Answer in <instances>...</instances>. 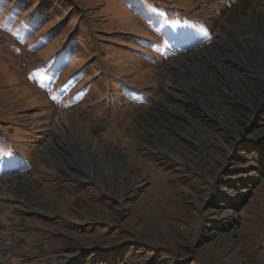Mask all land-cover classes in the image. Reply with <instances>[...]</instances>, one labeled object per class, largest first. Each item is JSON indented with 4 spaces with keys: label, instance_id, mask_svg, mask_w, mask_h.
<instances>
[{
    "label": "rangeland",
    "instance_id": "obj_1",
    "mask_svg": "<svg viewBox=\"0 0 264 264\" xmlns=\"http://www.w3.org/2000/svg\"><path fill=\"white\" fill-rule=\"evenodd\" d=\"M238 1L0 0V264H264ZM60 111L122 168L84 172Z\"/></svg>",
    "mask_w": 264,
    "mask_h": 264
},
{
    "label": "bare ground",
    "instance_id": "obj_2",
    "mask_svg": "<svg viewBox=\"0 0 264 264\" xmlns=\"http://www.w3.org/2000/svg\"><path fill=\"white\" fill-rule=\"evenodd\" d=\"M223 26L229 31L231 36V40L224 38V41L227 44L232 41L235 46L233 53L237 55V58L236 62H232V64L237 63V67L240 69L238 74L247 76L252 86V100L256 98L252 109L255 110L260 105V102L264 101V87H261L263 84L260 85L261 81L264 80V0H239L228 12ZM226 51L222 55L224 58L226 56L229 57L231 53V50L227 54ZM225 69L226 67L221 69V75L224 78L219 76L221 81L225 80ZM226 77V79L230 78ZM65 115L67 114L61 111L57 114L53 125V134L55 136V134L63 133L62 131L66 130L65 132L69 138L75 143L76 150H72L75 151L76 156L80 160L81 169L87 168L90 176L94 177L97 168L100 166L104 172H107L112 167L110 162H115L113 166L116 172L122 168L118 167V165L119 161L124 157V149H117L116 147L103 148L99 139L94 137L88 130H84L85 128L77 131L65 126ZM71 116H69V119H71ZM74 122L75 124L77 123L76 121ZM61 123L64 124V127H61ZM63 135L65 136V134ZM59 149L65 152L68 148L67 145H63ZM63 157L66 160H71L70 156L65 153ZM107 157H110V162L107 161ZM59 164L63 165L61 162ZM124 170L127 173V168H124ZM134 178L131 174L127 175L126 184L128 182L133 183ZM118 184L119 181L116 182V185Z\"/></svg>",
    "mask_w": 264,
    "mask_h": 264
}]
</instances>
